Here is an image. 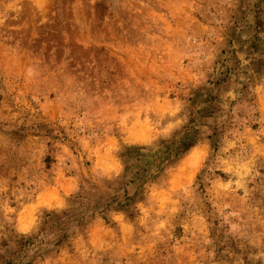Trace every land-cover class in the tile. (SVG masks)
Wrapping results in <instances>:
<instances>
[{
    "label": "rangeland",
    "instance_id": "obj_1",
    "mask_svg": "<svg viewBox=\"0 0 264 264\" xmlns=\"http://www.w3.org/2000/svg\"><path fill=\"white\" fill-rule=\"evenodd\" d=\"M0 264H264V0H0Z\"/></svg>",
    "mask_w": 264,
    "mask_h": 264
},
{
    "label": "bare ground",
    "instance_id": "obj_2",
    "mask_svg": "<svg viewBox=\"0 0 264 264\" xmlns=\"http://www.w3.org/2000/svg\"><path fill=\"white\" fill-rule=\"evenodd\" d=\"M23 221V220H22Z\"/></svg>",
    "mask_w": 264,
    "mask_h": 264
}]
</instances>
